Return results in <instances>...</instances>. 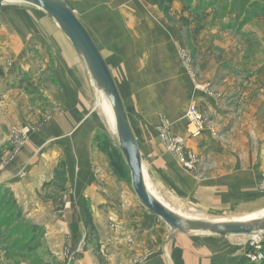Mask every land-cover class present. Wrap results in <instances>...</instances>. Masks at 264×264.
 Returning <instances> with one entry per match:
<instances>
[{"label":"crops","instance_id":"0c3cea01","mask_svg":"<svg viewBox=\"0 0 264 264\" xmlns=\"http://www.w3.org/2000/svg\"><path fill=\"white\" fill-rule=\"evenodd\" d=\"M64 1L76 10L113 76L144 179L163 203L196 217L178 209L220 205L256 186L264 177V53L248 61L247 52L260 44L264 51V16L254 11L264 0L249 1L241 13L228 11L221 0ZM186 51L194 55L190 64L183 62ZM47 69L50 84H28L27 77ZM92 101L85 66L53 20L26 6L0 10V185L23 215L41 217L44 232H63L59 248L71 236L69 248L83 250L72 256L73 264H248L246 244L234 235H172L143 206L116 203L120 195L107 182ZM192 103L215 125H205L198 138L189 135L185 120ZM162 120L200 157L194 171L165 151ZM14 124L28 125L29 139L5 160ZM221 134L233 142L224 145ZM84 199L93 217L101 213L106 223L93 227L97 243L87 237L82 248L89 232L83 226ZM56 200L72 206L59 209L63 222L47 224Z\"/></svg>","mask_w":264,"mask_h":264},{"label":"rangeland","instance_id":"374dc122","mask_svg":"<svg viewBox=\"0 0 264 264\" xmlns=\"http://www.w3.org/2000/svg\"><path fill=\"white\" fill-rule=\"evenodd\" d=\"M182 1L185 2V0H182ZM249 1L252 2L254 0H221V2L224 3V5H226V3H227V6L229 5L228 11L231 9L230 7H233V8L235 7V9L238 13H241L245 10V7ZM155 3H156V5H158V4L162 5V1H160V0H156ZM261 6L262 7L264 6V2L260 3L259 7L255 8L254 11H256L257 14L259 13L258 15L262 14L264 16V9L262 11L260 10ZM26 7H29V6H26ZM29 8H32V7H29ZM32 9H35V8H32ZM72 10L76 14V10L75 9H72ZM165 10H166V8H165ZM191 14L193 15V12ZM167 17L169 18V16H167ZM180 21L181 20H179L177 23L179 24ZM179 25H181L182 28L185 27L184 26L185 24L180 23ZM252 28H254L255 30H259L255 25H252ZM193 41L194 40H190L189 42H193ZM246 43H248V42H246ZM250 45L252 46V42H250ZM260 45L257 46L254 51L252 49H250L247 52V60L248 61H252V60L255 61V59H257V58L260 60L262 58L260 55H262L264 53V51L262 50L263 45H262V49H260ZM248 46H249V44H248ZM183 49H185V48L183 47ZM190 53L188 55V52L186 51L185 54H187V55L184 54L185 56H187V57L183 58L184 64H185V62H188L189 64L191 63V59H193L194 55L192 56ZM188 63H187V65L189 66ZM85 74H86V78L89 81L90 86L92 87V91H93V101H92L91 111H92V113H95V115L98 117V123L100 125V127H99L100 130H98V136L96 137V140H97L98 144L100 145V147L104 143H107V145L109 146V153L104 152L106 160L108 162V165H107L108 166L107 182L109 183V185L115 187L113 193H117L120 195V200H118L119 202L116 201V203H118L119 205L120 204L126 205L129 201H131L137 206L141 205V204H139V201H138V199H137V197L133 191V188L131 185L130 173H129V170L127 168V165L124 161V158H123L121 152L118 149L116 136L114 133V127H113V125H111L112 122L111 123L109 122V119H110L109 115L104 111V108L102 107V104L104 103L105 98L103 97L102 93L97 89V87L94 85V83H93L92 79L90 78V75H89L86 68H85ZM52 75H53L52 72H49L47 69L46 71L38 72L37 74H35V73L32 74V76L30 78H28V77L26 78V81L28 82V84L30 86H32L33 83H36V81H42L48 85L51 82V76ZM239 78L241 79V77H239ZM105 103L107 104L106 101H105ZM109 110H110V108H109ZM132 111H134V110H132ZM41 112H42V110H41ZM110 113H111V111H110ZM185 120H186V118H185ZM236 121H240V119H236ZM241 121H242V119H241ZM186 123H187V121H186ZM169 124H170L169 120H162L161 125H160V129L164 128V129H167V131H168ZM205 125H209L210 127H215L214 124L212 125V123L209 120H207V117H206ZM22 127H28L29 128V131L27 133L25 140L21 144L20 148L18 150H16V148L14 147V145H15L14 139L12 138V144L9 148H7L8 153H7L5 160L13 159L14 157H16L18 152L21 151V149L24 147V145L28 141L29 133H30V127L28 125H18L17 126L14 124L11 127V133L13 136L16 137L15 141L19 140L20 135L16 131H19ZM188 129L189 128H188V124H187V130ZM13 131H15L17 133V136L15 133H13ZM188 132H189V130H188ZM171 135H177V134H171ZM189 135H190V133H189ZM221 137H222L221 141L224 145H228V144H230V142H233L231 136H229L228 142H227V139L225 140V138H227V137L223 136V134H221ZM184 141H185V139H184ZM252 142L253 143H251V144H252V146H254L255 142H256L255 136L252 137ZM185 145H186V142H185ZM192 152L194 154H196L194 151H192ZM0 156H1V154H0ZM198 158H199L200 163H201L200 157H198ZM114 163L116 164L115 168H114ZM65 190L66 191L63 192L64 195L66 194L68 189L66 188ZM9 193H10V190H9ZM241 195L239 194L236 200L222 201V202H220V205L204 206L203 209H191L193 207L190 206V208L185 207V209H180V210L178 209V211L181 213H189V214L197 213L194 216H196L198 218H204V219H210V220H216V219H218V220H220V219L233 220V219H240V218H247V217L256 216L253 214L261 215L262 213H264V212L260 213L261 211H264V177L260 178L258 183L256 184V186L255 185L252 186L251 190H248V191H246V193L241 194ZM30 202H33V201H30ZM69 203L72 206L71 201H68V200H62V201L58 200L57 202H55L53 208L51 209V215H49L50 218L48 216L45 217L47 224H49V223L60 224V219L63 222L62 218H64V217H62L60 215L61 213H59V209L63 210L64 208H67ZM72 203H73V201H72ZM42 204H44V203H42ZM82 205L84 206L85 213L87 211V214L84 216L85 220H84L83 226L88 227V230H89L88 235H86V237L84 235V237L81 239L82 240L81 246L83 248L85 246V240L87 239V237L91 241L90 243H92V244L97 243L96 237L99 238V235L95 231L96 229H94L93 227H102V226L104 227V225L106 223L105 222L106 217L102 216L101 213H98V215L95 213V216L93 217V215L91 214L92 211L89 209V206L87 204L86 199L82 200ZM0 207H1L0 208V212H1L0 213V231L4 230L6 225H9V223L11 221L10 220L11 215H12V221H14V222H12V223H14L12 226L17 225L19 223L25 224L23 222L22 217L18 216L16 218V216L12 214V208L10 209L8 204L6 205L5 203H3L2 206L0 204ZM34 207H36V205H34ZM141 207H142V205H141ZM23 217L28 222V225L41 224V223H39L40 219H42L41 217H37L35 215H33V216L24 215ZM142 219L144 221L143 217H142ZM147 222L152 224L151 220H149ZM17 226L18 227H12L13 229L9 233V239L7 240V242L4 244L0 243V264H73L72 262L74 261L73 260L75 257L74 255L81 253V251L83 252V250H80V251L77 250L76 253L73 252L75 250L74 246L72 249L69 248V246L71 244L69 239L71 238V236H69L68 234H66L65 239H63V243L61 244V248H59L60 243L57 241L58 240L57 237L60 233H63V232H58L59 230L56 232H50L49 231L47 233V232H44L43 227H40V228H42V231L39 233L40 237L36 238V240H34V241L29 242V240H28L29 238H27V236L29 237L32 235L31 230L29 231V229H32V227H22V226L19 227V225H17ZM109 227H116V224L109 226ZM232 237L238 239V241H241V243L244 242L246 244V250H247V246H248V242H249L248 235H234ZM78 238H77V241L79 240ZM64 243H65V245H64ZM99 254L102 255V253H99ZM72 256H74V257H72ZM70 257L72 259H70Z\"/></svg>","mask_w":264,"mask_h":264},{"label":"water","instance_id":"95a60500","mask_svg":"<svg viewBox=\"0 0 264 264\" xmlns=\"http://www.w3.org/2000/svg\"><path fill=\"white\" fill-rule=\"evenodd\" d=\"M22 6L44 13L69 40L110 107L117 146L129 170L131 185L139 203L159 217L170 228L172 235L200 233L232 236L264 231V214L245 219L210 220L182 215L160 201L146 185L138 145L113 76L82 22L64 0H0V10Z\"/></svg>","mask_w":264,"mask_h":264},{"label":"built area","instance_id":"2783aa9c","mask_svg":"<svg viewBox=\"0 0 264 264\" xmlns=\"http://www.w3.org/2000/svg\"><path fill=\"white\" fill-rule=\"evenodd\" d=\"M196 87L200 88L199 86ZM185 118L188 124L190 136L192 138L200 137L205 127L206 117H204V115L199 111L195 103L188 106ZM28 131V127H22L19 131H16L20 135V139L17 141H15L16 137L11 133L16 150L20 148ZM16 132L13 131V133L17 136ZM159 137L163 143L165 151L173 155L186 171L192 172L200 164L198 156L186 148L185 141L181 136L171 135L167 129L161 128L159 131ZM248 240L247 250L244 254L245 260L248 264H259L264 258L262 250L264 244V231L249 234Z\"/></svg>","mask_w":264,"mask_h":264},{"label":"trees","instance_id":"16d2710c","mask_svg":"<svg viewBox=\"0 0 264 264\" xmlns=\"http://www.w3.org/2000/svg\"><path fill=\"white\" fill-rule=\"evenodd\" d=\"M102 149L104 152H108L109 153V146L107 145V143H104L103 145H101ZM1 154V153H0ZM116 167V164L114 163V168ZM3 203H5L6 205H9V208H12V214L16 216V218L22 217L23 222L25 224H17L19 225V227H32V229H29V231L31 230L32 235L31 236H27V238H29V242L36 240V238L40 237L39 233L42 231V228H40V226L38 225H28V222L25 220V218L23 217V213L22 210L19 208L17 201L15 200V198L12 196L11 193H9V190L7 188H3L2 185H0V204L1 206L3 205ZM1 208V207H0ZM1 213V212H0ZM87 214V211H86ZM10 223L9 225H6V227L4 228V230L0 231V243L4 244L7 242V240L9 239V233L12 231V227H18L17 225L12 226L14 223V221H12V215H11V219H10ZM16 220V219H15ZM24 232V231H23ZM263 253H264V244H263ZM260 264H264V259L260 262Z\"/></svg>","mask_w":264,"mask_h":264},{"label":"bare ground","instance_id":"6f19581e","mask_svg":"<svg viewBox=\"0 0 264 264\" xmlns=\"http://www.w3.org/2000/svg\"><path fill=\"white\" fill-rule=\"evenodd\" d=\"M73 11V10H72ZM74 13V12H73ZM104 97V96H103ZM106 101V100H105ZM105 101H104V103L102 104V107L104 108V111L109 115V117H110V119H109V122L111 123L112 122V124L111 125H113V117H112V114L110 113V110H109V108L110 107H108L109 105H107L106 103H105ZM107 102V101H106ZM146 182V181H145ZM147 185V184H146ZM148 187V186H147ZM149 189V188H148ZM150 190V189H149ZM151 191V190H150ZM152 192V191H151ZM153 193V192H152ZM154 194V193H153ZM155 195V194H154ZM156 196V195H155ZM157 197V196H156ZM158 198V197H157ZM160 201H161V199L160 198H158ZM163 202V201H162ZM165 204V203H164ZM166 205V204H165ZM167 206V205H166ZM169 207V206H168ZM262 212H264V211H261L260 213H262ZM264 213H262L261 215H263ZM253 215H256V216H260V215H257V214H253ZM256 216H252V217H256ZM247 218H250V217H247ZM241 219H245V218H241Z\"/></svg>","mask_w":264,"mask_h":264}]
</instances>
